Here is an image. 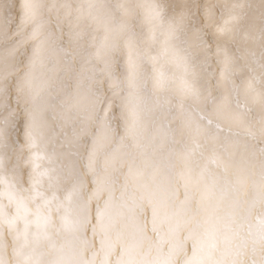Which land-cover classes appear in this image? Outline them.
<instances>
[{"label":"snow or ice","instance_id":"6c2138e0","mask_svg":"<svg viewBox=\"0 0 264 264\" xmlns=\"http://www.w3.org/2000/svg\"><path fill=\"white\" fill-rule=\"evenodd\" d=\"M0 264H264V0H0Z\"/></svg>","mask_w":264,"mask_h":264},{"label":"bare ground","instance_id":"6f19581e","mask_svg":"<svg viewBox=\"0 0 264 264\" xmlns=\"http://www.w3.org/2000/svg\"><path fill=\"white\" fill-rule=\"evenodd\" d=\"M170 167H171V172H169V175L171 177V179L173 180V182H176V177H175V171L176 169H178L180 167L179 163L175 160H171L170 162Z\"/></svg>","mask_w":264,"mask_h":264}]
</instances>
